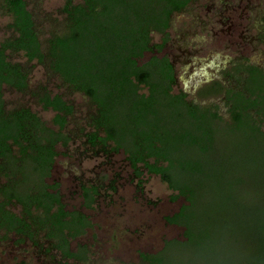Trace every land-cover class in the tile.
<instances>
[{
    "label": "trees",
    "instance_id": "obj_1",
    "mask_svg": "<svg viewBox=\"0 0 264 264\" xmlns=\"http://www.w3.org/2000/svg\"><path fill=\"white\" fill-rule=\"evenodd\" d=\"M192 2L65 0L44 36L29 0H0V10L11 18L9 33L0 40V227L21 233L22 240L37 231L38 252L45 255H52V248L62 259L77 255L70 242L91 223L82 211L66 208L59 184L49 178L60 147L69 148L79 137L86 151L106 156L122 151L136 177L158 174L177 191L175 197L185 196L188 203L167 220L184 225L186 239L167 244L193 239L189 209L195 204L194 190L177 179L176 152L185 147L206 151L221 129L264 133V64L248 56L232 58L223 69L226 79L211 80L199 93L221 91V103L175 91V63L161 52L174 15ZM261 22L258 38L264 45V18ZM158 34L160 43L154 41ZM19 53L26 62L14 60ZM37 64L49 79L59 80L63 91L48 84L31 87ZM6 90L30 94L53 117L48 121L23 102L9 106ZM74 93L87 99L84 122L75 130L69 124L76 106L67 97ZM81 189L83 206L92 207L100 185L82 183ZM162 254L143 257L165 264Z\"/></svg>",
    "mask_w": 264,
    "mask_h": 264
},
{
    "label": "rangeland",
    "instance_id": "obj_2",
    "mask_svg": "<svg viewBox=\"0 0 264 264\" xmlns=\"http://www.w3.org/2000/svg\"><path fill=\"white\" fill-rule=\"evenodd\" d=\"M64 1L29 0L44 36L60 17ZM263 18L264 0H193L188 10L175 14L161 52L175 63V91L221 103V91L202 96L200 89L213 79L225 80L223 69L232 58L248 56L264 64V45L258 38ZM10 21L0 10V40L9 33ZM161 38L154 35L155 42ZM13 58L26 62L20 53ZM30 84L63 91L59 80L49 79L38 64L31 70ZM67 97L76 106L69 124L75 130L84 122L87 99L78 93ZM5 98L9 106L28 104L48 121L54 115L28 93L6 90ZM216 132L206 151L185 147L176 152L177 179L194 190L195 204L189 209L193 239L167 244L186 239V227L167 220L188 203L185 196L175 197L177 191L158 174L136 177L122 151L109 156L86 151L82 139L75 137L69 148L60 147L49 181L59 184L67 208L88 216L91 224L72 242L87 250H73L77 255L66 260L56 250L45 255L29 244L18 250L11 237L1 233L0 264H151L143 255L160 252L165 264H264V133L242 128ZM82 183L100 185L92 207L83 206Z\"/></svg>",
    "mask_w": 264,
    "mask_h": 264
},
{
    "label": "flooded vegetation",
    "instance_id": "obj_3",
    "mask_svg": "<svg viewBox=\"0 0 264 264\" xmlns=\"http://www.w3.org/2000/svg\"><path fill=\"white\" fill-rule=\"evenodd\" d=\"M64 202V201H63ZM65 203V202H64ZM66 208H67V205H66ZM68 210H72V209H69L67 208ZM15 212H18L17 210L13 209ZM74 210V209H73ZM1 233H4L5 235H7V237H11V240L10 242H12L14 248H17L18 250H23L22 247L25 245V244H29L30 245V248L32 250H40L39 248V242L38 241V234H37V231H34V234H33V237H25L24 240H22V238L24 237L21 233H18L17 231L15 230H11V231H8L6 230V228L4 227H0V234ZM43 233H41L42 235ZM40 235V234H39ZM76 239V238H75ZM4 240V239H3ZM2 240V238H0V242H4ZM74 240V239H73ZM73 240L70 242V247L72 250H87V248L85 247V245L81 244L79 245L78 243L76 244V246L74 247L72 245V242ZM51 250H59V249H56V248H52Z\"/></svg>",
    "mask_w": 264,
    "mask_h": 264
}]
</instances>
